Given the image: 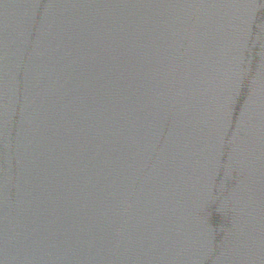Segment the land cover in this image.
Segmentation results:
<instances>
[{"label":"water","instance_id":"obj_1","mask_svg":"<svg viewBox=\"0 0 264 264\" xmlns=\"http://www.w3.org/2000/svg\"><path fill=\"white\" fill-rule=\"evenodd\" d=\"M0 264H264V0H0Z\"/></svg>","mask_w":264,"mask_h":264}]
</instances>
